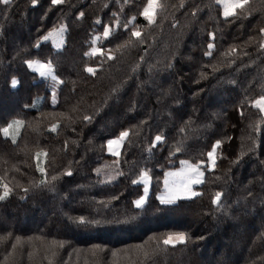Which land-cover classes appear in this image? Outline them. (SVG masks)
I'll return each mask as SVG.
<instances>
[{"label":"trees","instance_id":"obj_1","mask_svg":"<svg viewBox=\"0 0 264 264\" xmlns=\"http://www.w3.org/2000/svg\"><path fill=\"white\" fill-rule=\"evenodd\" d=\"M147 4L0 3V264H264V0L227 17L219 0H158L151 24ZM183 161L196 195L161 204Z\"/></svg>","mask_w":264,"mask_h":264},{"label":"snow or ice","instance_id":"obj_2","mask_svg":"<svg viewBox=\"0 0 264 264\" xmlns=\"http://www.w3.org/2000/svg\"><path fill=\"white\" fill-rule=\"evenodd\" d=\"M8 2H9V0H0V3L7 4ZM31 2L33 5H35L37 0H31ZM157 2H158V0H148L147 6L144 8L143 12L141 13L148 20V22L150 24L154 22L155 8L157 5ZM246 2H247V0H226L224 15L226 17L233 15L234 10L236 8H242ZM51 3L53 5H58V4L63 3V0H51ZM79 15L83 16L84 14L81 12ZM63 30H64V26L61 25V28L59 31L62 32ZM260 31L262 33H264V28H262ZM52 35H53V33L50 32L48 34V36L44 37V39H48ZM104 35H105V37L110 35V27L109 26H104ZM132 35L135 37H139L140 33L138 31H133ZM212 35H213L212 33H209L210 37ZM212 47H213V45L211 43L208 44L209 49H211ZM261 47H264V44H262ZM100 51H102V50L101 49H94L93 54H95L96 52H100ZM85 55H87V53H85ZM205 55H210V53L206 52ZM109 58L111 59V56ZM27 63L29 64V66H31L33 62L27 61ZM39 68L41 69V75H45V74L50 73L52 71L51 63L40 64ZM86 70L90 73H94V70L92 68H87ZM53 79H55V76H53ZM15 83H16V81L13 80V85H15ZM253 104L261 112H264V96H260L257 100L253 101ZM84 119L88 120L89 117L85 116ZM14 123L17 126H19L22 122L21 121H15ZM12 126L13 125L10 124V125H8L7 128L2 129V131L4 132L5 135L8 134V131L10 128H12ZM52 130L53 131L56 130L55 125H53ZM126 135H127L126 132L121 133V138H123ZM155 139L157 141H160L162 139V137L157 136ZM118 144H119V140L108 141L109 150L112 151L113 145L118 146ZM219 144H220V141H217L216 145H214L213 147L215 148V147L219 146ZM39 155L40 154L38 153L37 156L39 157ZM208 157H209V161L211 162L210 167H214L216 161H215L213 152H209ZM182 163L187 164V161H183ZM38 170L41 171L42 173L44 171V169H42V168H40ZM188 171L191 173V175H188L186 177V179L183 180L179 185L169 186L168 181L167 180L165 181L166 191L158 197L161 204H172L182 197H189L192 195H196V193L192 192L191 185L193 183H200L201 182L200 178L203 176V173L200 171L199 167L196 165H188ZM68 174L70 175L71 173L69 172ZM53 179H55V177H53ZM135 182L136 181H133V183H135ZM2 187H3V191L0 192V200H3L5 197H7L10 194V189L8 188L7 185H3ZM145 191H147V189H145ZM219 197H220V193H217L216 197L213 199V203H217V201L219 200ZM134 204L137 208H142L143 206H145V197L141 196L139 199L134 201ZM79 221L81 224H84L85 226H87L88 224H98L99 223V221H95V220L85 221L84 217H80ZM185 240H186L185 234L183 232H180V233L170 234L166 239H164L163 243L165 245L171 244L174 246L177 242L183 243Z\"/></svg>","mask_w":264,"mask_h":264},{"label":"rangeland","instance_id":"obj_3","mask_svg":"<svg viewBox=\"0 0 264 264\" xmlns=\"http://www.w3.org/2000/svg\"><path fill=\"white\" fill-rule=\"evenodd\" d=\"M50 40H51V43L53 44V46L55 47V48H59L60 47V45H61V43H62V40H63V38H62V33H57L52 39L50 38ZM12 46V45H11ZM11 46H9V47H11ZM183 66H189V64L188 63H183ZM32 69H35V70H37L39 73H41V69L39 68V65H31L30 66ZM46 76H49V77H52L53 76V74H52V71L50 72V73H47V74H45ZM198 105V104H197ZM199 105H201V103H199ZM257 108V107H256ZM264 113V112H263ZM209 115H210V113L209 112H205L204 114H203V117L206 119L207 117H209ZM208 132V131H207ZM209 133V132H208ZM197 139H199V138H197ZM197 139L195 140V144L197 143ZM113 141H116V140H113ZM119 147H120V143L118 144V146L117 145H113V150L112 151H110L109 150V147H108V145H107V150H108V153H111V154H115L117 151H118V149H119ZM183 166H185V167H183V169L181 170V171H179V172H177L173 177H171V179H169L168 180V183L170 184V182H172L169 186H173V185H179L183 180H185L186 179V177L188 176V175H191V173L188 171V164H185V165H183ZM99 172H100V174H101V176H102V178H103V181H105V182H111V181H113L114 179H115V175L113 174L114 172H112V171H107L106 169H105V166H102V167H100L99 168ZM242 172H244V169L243 168H241V170H240V172L236 175V179H237V181H239V176H240V174L242 173ZM201 179V178H200ZM193 184H196V183H193ZM192 184V185H193ZM192 185H191V187H192ZM261 190H263L264 189V184H262L261 185V188H260ZM177 243H179V242H177ZM241 251L243 250V249H240Z\"/></svg>","mask_w":264,"mask_h":264},{"label":"crops","instance_id":"obj_4","mask_svg":"<svg viewBox=\"0 0 264 264\" xmlns=\"http://www.w3.org/2000/svg\"><path fill=\"white\" fill-rule=\"evenodd\" d=\"M225 2H226V0H219V4H220V6H221V12H222L223 16H225V15H224ZM117 152H118V151H117ZM117 152H116L115 154H111V153H109V154H111V155H116ZM175 174H176V172H174V173L169 177V179H171V177H173ZM171 183H172V182H170V184H171ZM170 184H169V185H170ZM171 185H172V184H171Z\"/></svg>","mask_w":264,"mask_h":264}]
</instances>
